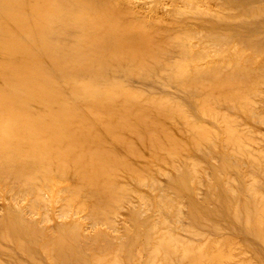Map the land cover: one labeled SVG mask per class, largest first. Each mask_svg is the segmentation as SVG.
I'll use <instances>...</instances> for the list:
<instances>
[{
  "label": "bare ground",
  "instance_id": "1",
  "mask_svg": "<svg viewBox=\"0 0 264 264\" xmlns=\"http://www.w3.org/2000/svg\"><path fill=\"white\" fill-rule=\"evenodd\" d=\"M0 264H264V0H0Z\"/></svg>",
  "mask_w": 264,
  "mask_h": 264
}]
</instances>
